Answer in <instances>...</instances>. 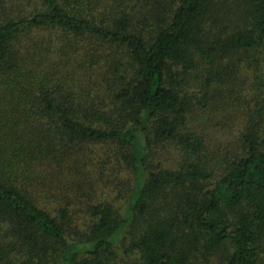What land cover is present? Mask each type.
Returning <instances> with one entry per match:
<instances>
[{
	"label": "trees",
	"instance_id": "16d2710c",
	"mask_svg": "<svg viewBox=\"0 0 264 264\" xmlns=\"http://www.w3.org/2000/svg\"><path fill=\"white\" fill-rule=\"evenodd\" d=\"M217 113L240 118L226 147ZM263 243L264 0H0V264Z\"/></svg>",
	"mask_w": 264,
	"mask_h": 264
},
{
	"label": "rangeland",
	"instance_id": "374dc122",
	"mask_svg": "<svg viewBox=\"0 0 264 264\" xmlns=\"http://www.w3.org/2000/svg\"><path fill=\"white\" fill-rule=\"evenodd\" d=\"M219 116H220V113H217L215 115L216 120L215 118L213 119L212 115H210L208 118L209 119L208 122L210 123L211 130L214 129L215 127H219L220 125H222L221 131L219 130L212 131V132L210 131L211 132L210 138L213 141L222 142L221 144L224 147H226L227 141L233 140V137L237 134V129L239 127L240 118L238 115H235L230 121H227V120L220 119ZM96 150H98V148H96L95 151ZM79 216H81V218H84L82 214H79ZM260 264H264V253L262 256V260L260 261Z\"/></svg>",
	"mask_w": 264,
	"mask_h": 264
}]
</instances>
